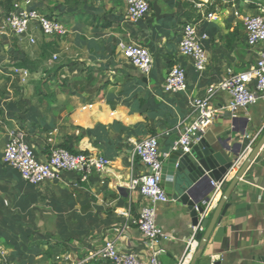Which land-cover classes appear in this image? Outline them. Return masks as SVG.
Masks as SVG:
<instances>
[{
	"label": "crops",
	"instance_id": "0c3cea01",
	"mask_svg": "<svg viewBox=\"0 0 264 264\" xmlns=\"http://www.w3.org/2000/svg\"><path fill=\"white\" fill-rule=\"evenodd\" d=\"M87 1L76 10L62 7L64 16L58 18L67 36L41 33L46 43L39 49H32L40 40L35 28L30 32L35 44L0 30V264H101L92 257L110 240L119 251H133L143 259L157 253L161 264H182L196 227L185 207L173 200L156 205V223L166 237L152 248L135 225L148 200L130 190L129 182L149 170L133 160L134 145L156 136L162 155L168 154L191 101L206 97L231 74L256 62L260 48L248 46L245 20L264 8V0H223L212 20L187 0H148L150 12L137 24L126 21L124 0ZM107 22L111 27L91 26ZM192 22L207 36L203 44L209 61L201 75L179 51L181 29ZM130 43L151 51L148 74L124 58L123 46ZM54 56L57 60L49 63ZM176 65L188 70L185 95L166 94L163 88ZM43 66L53 70L45 73ZM210 106L213 122L203 138L228 160L233 155L218 141H228L231 148L243 145L225 177L229 184L264 135V100L239 108L227 92L217 91ZM18 129L42 161L59 147L107 158L111 166L93 172L87 181L78 172H68L30 185L2 160ZM168 159L163 172L170 178L175 169ZM169 180L174 188L176 177ZM203 193L198 188L195 195ZM228 204L195 264H264V148Z\"/></svg>",
	"mask_w": 264,
	"mask_h": 264
},
{
	"label": "built area",
	"instance_id": "2783aa9c",
	"mask_svg": "<svg viewBox=\"0 0 264 264\" xmlns=\"http://www.w3.org/2000/svg\"><path fill=\"white\" fill-rule=\"evenodd\" d=\"M193 6L203 12V16L209 20L214 18L212 12L205 11L206 5L198 0H187ZM127 13L126 21L130 24H137L144 20L150 12L148 0H124ZM4 28L9 36L18 39H28L30 44L36 40L30 35L33 28L39 30L46 37H65L68 34L66 26L55 15L44 12L37 7L34 0L16 2L13 10L3 17ZM247 44L250 48L259 47V55L256 62L247 70L231 74L222 81L216 88L211 89L204 98H194L191 101L189 112L179 126L180 136L174 147L168 154L162 155L159 139L156 136L148 138L134 145L132 157L138 160L148 173L131 178L129 189L137 191L148 204L141 208L135 225L144 238L149 241L151 248L166 236L156 223L157 204L168 203L169 200L161 185L163 176L164 159L178 149L188 150L191 144H197L202 139L206 130L212 125L213 115L211 112V101L217 91L227 92L233 99L234 106L249 108L261 100H264V8L246 18ZM207 38L200 34L198 25L195 22L186 24L181 29V40L179 44L180 55L189 58L198 74L206 71L209 57L203 44ZM124 58L143 74H148L153 66L151 51L144 46L135 43L123 46ZM57 60V56L49 63ZM18 72V71H16ZM27 77V72H19ZM188 83V70L176 65L172 67L163 84L166 94L180 96L185 95ZM250 146L248 150L250 151ZM3 163L19 172L22 179L33 186L47 181L59 179L68 172H78L82 180L87 181L88 176L93 172H103L111 166L107 158L85 153H71L63 148L56 147L49 152L45 161L37 157L36 150L27 141L26 133L18 129L6 143L3 153ZM228 181L212 182L213 192L210 201L204 205V212L199 217L198 225L194 228L186 258L182 264L191 261L199 248L197 235L203 232L202 222L211 214L215 200L222 196ZM99 260L101 264H161L157 253L148 259H143L133 251H119L115 241L104 242L96 254L92 257ZM9 264H28L23 261H12Z\"/></svg>",
	"mask_w": 264,
	"mask_h": 264
},
{
	"label": "water",
	"instance_id": "95a60500",
	"mask_svg": "<svg viewBox=\"0 0 264 264\" xmlns=\"http://www.w3.org/2000/svg\"><path fill=\"white\" fill-rule=\"evenodd\" d=\"M204 5H208L212 0H198ZM237 132V131H235ZM244 135V134H243ZM222 150L230 151L233 155L232 160H228L221 151H216L206 139H202L197 144H191L188 150H175L168 159V162L174 167V174L170 176L173 179L176 177L175 187L172 188L169 183V177L163 172L161 185L164 188L165 194L170 201H176L190 213L192 224L198 225L199 217L204 212V205L210 201L209 195L213 192L212 182H220L225 179L227 174L233 169L235 161L243 147L238 143L232 148L229 147L228 141H218ZM264 148V135L253 148L242 166L232 178L221 196L218 206L214 213L207 216L202 222L204 232L197 235L199 248L197 253L191 259L190 264H195L200 258L204 249L212 235V232L222 221L229 204L228 200L238 185L242 177L247 172L248 168ZM179 174V176H178ZM198 188L205 189V194L195 195Z\"/></svg>",
	"mask_w": 264,
	"mask_h": 264
},
{
	"label": "rangeland",
	"instance_id": "374dc122",
	"mask_svg": "<svg viewBox=\"0 0 264 264\" xmlns=\"http://www.w3.org/2000/svg\"><path fill=\"white\" fill-rule=\"evenodd\" d=\"M18 2H23V1H25V0H17ZM34 2H35V4L37 3V7L39 6H41L40 8L44 11V12H46V13H49V14H56V15H58L60 18H62L63 16H64V14H61V12H64L63 10V8H64V6H65V4L63 3V2H60V1H58V0H34ZM230 2V1H229ZM63 7V8H62ZM5 15H4V13L2 12V10H0V30L3 28V30L6 32V33H8V31L3 27L4 25H3V17H4ZM40 33V35L38 36V38H40V40L39 41H37V43L34 45V47H32V49H35V48H41L40 46H41V42H44V43H46L45 41H44V36L41 34V32H39ZM58 43H61V41L60 40H58ZM53 67H55V66H53ZM43 69H44V72L45 73H48L49 74V72H51L52 70H53V68H48V67H44L43 66ZM47 77H49L48 75H47ZM46 77V78H47Z\"/></svg>",
	"mask_w": 264,
	"mask_h": 264
},
{
	"label": "trees",
	"instance_id": "16d2710c",
	"mask_svg": "<svg viewBox=\"0 0 264 264\" xmlns=\"http://www.w3.org/2000/svg\"><path fill=\"white\" fill-rule=\"evenodd\" d=\"M58 1H62L67 6H71L73 10H76L82 4L86 5V3L88 2L87 0H58ZM222 1L223 0H212L210 4L206 5V7L208 8L207 12H214L217 6H221ZM16 2L17 0H0V8L2 12L4 13V15L9 14L13 10L14 4ZM53 15L54 14H50V16H53ZM55 16L59 17L58 15H55ZM91 26L96 27V28L105 29V28L111 27V24L107 22V23H104L102 25H97V26L94 24H91Z\"/></svg>",
	"mask_w": 264,
	"mask_h": 264
}]
</instances>
